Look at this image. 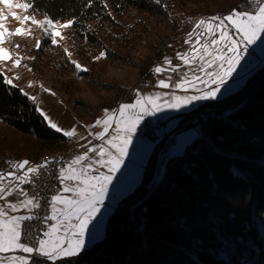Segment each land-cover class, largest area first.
<instances>
[{
    "label": "trees",
    "instance_id": "obj_1",
    "mask_svg": "<svg viewBox=\"0 0 264 264\" xmlns=\"http://www.w3.org/2000/svg\"><path fill=\"white\" fill-rule=\"evenodd\" d=\"M87 2L34 0L37 16L78 21L74 30L66 31L74 58L89 65V71L78 72L87 83L103 84L120 93L124 89L100 77L99 61L94 57L101 51L107 52L110 61L135 63L134 50L147 44L140 37L151 18L189 31L199 18L226 16L245 4V0H193L197 6L187 10L183 0H162L161 4L155 0H93L91 7ZM44 44L32 61L35 71L45 64V53L50 66L58 61L77 71L50 38ZM154 52L162 58L166 48ZM153 68L149 58L140 73L150 77ZM23 93L19 86L0 82L3 167L9 161L7 150L33 164L66 145L67 138L47 125ZM84 106L95 114L103 105ZM190 125L197 126L198 136L182 154L169 157L156 186L148 188L145 178L120 208L115 206L105 238L60 264H264V64L236 92L209 100L181 129Z\"/></svg>",
    "mask_w": 264,
    "mask_h": 264
},
{
    "label": "snow or ice",
    "instance_id": "obj_2",
    "mask_svg": "<svg viewBox=\"0 0 264 264\" xmlns=\"http://www.w3.org/2000/svg\"><path fill=\"white\" fill-rule=\"evenodd\" d=\"M92 3L93 0H88L86 6L91 7ZM155 3L161 4L162 0H155ZM104 7H108L107 2ZM36 13L34 0H0V65L11 61L17 69L24 67L32 71L23 61L35 60L36 57L25 58L19 52L13 54L5 44L14 43L15 37L24 40L33 38L36 39L35 48L39 50L42 41L34 34L35 29L39 28L53 45L63 49L77 71H89L79 61L73 60V53L60 43L67 40L65 32L74 30L78 21L71 18L61 22L46 14L43 19H38ZM9 17L20 26L10 30L6 26ZM29 24L34 27H28ZM193 25L185 39L189 49L176 54L182 64H173L172 58L165 57L163 64L152 70L162 77L157 82L159 88L179 89L186 94L163 91L143 95L137 90L134 103H123L113 110L106 109L104 116L94 125L86 126L102 129L89 133L101 143L92 144L88 137H79L88 140L87 144L80 145L85 150L66 163L57 158L38 164H32L27 159L6 162L11 170H0V264H35L36 260L57 264L58 261L79 257L88 243L90 226L92 228L101 217L109 190L117 180V174L124 168L129 150L146 117L169 110L180 111L194 102L218 99L222 89L241 66L248 49L264 38V0H245L243 6L234 8L226 16L202 17L195 20ZM14 47L19 49L20 44L14 43ZM102 58H107L106 51L94 57L97 61ZM184 66H187V71L183 70ZM6 71H0L3 78L0 82L18 87ZM32 86L30 83L29 87ZM40 87L56 95L42 84ZM189 90L195 94L188 95ZM23 94L28 96L27 92ZM29 99L38 105V97L29 96ZM37 111L51 129L70 139L78 136L76 128L65 130L39 106ZM53 168L57 169L55 178L61 187L47 202L50 214L40 217L34 212L41 208L42 197L39 192L30 195L24 186L37 187L45 172L51 175ZM13 196L17 197L15 202L9 199ZM22 209L29 214H10ZM41 219L45 229L35 243H29L27 238L31 229L26 222Z\"/></svg>",
    "mask_w": 264,
    "mask_h": 264
},
{
    "label": "rangeland",
    "instance_id": "obj_3",
    "mask_svg": "<svg viewBox=\"0 0 264 264\" xmlns=\"http://www.w3.org/2000/svg\"><path fill=\"white\" fill-rule=\"evenodd\" d=\"M183 1L186 4L187 10L195 9L197 6V3L193 2V0ZM37 18L43 19L44 16H37ZM160 20L151 18L150 22L146 26V29H144V34L140 37V39L142 41H147V44H140L138 48L134 50V59L136 64H121L102 58L96 65L101 79L115 84L117 87H120L121 90L124 89L122 93H120L121 91H118L116 88H104L106 86L103 84L95 85L87 83L84 80L83 75H81L78 71L74 72L71 69H66L65 64L62 62H54V66H50L49 62H47L49 60L46 53L42 58L46 62L45 64L42 63L40 65L39 71L34 70L32 65L33 60L28 59H25L23 63H27L29 67L32 68V71H28V69L24 67L17 69L11 61L0 65V70L4 71L6 69V74L10 78H13L14 83L21 87L24 92H27L28 96L38 97V105L34 103L36 109L38 106L42 108L55 122L59 124V126L65 130L76 128L78 133L76 138L79 139V137L91 132V128L86 126L94 125L96 120L104 116L106 109L113 110L117 109L120 104L134 103L137 90H139V92L143 95L163 91L175 92L177 95L186 94L179 89H161L158 87L157 82L158 79L162 77H158L153 73L150 77L145 78L146 74L143 72L140 73V69H142L146 60L149 58L153 61L154 67L163 64L165 57L172 58L173 64H182V62L176 58V54L178 52H185L189 49V45L185 43V39L187 38V33L190 32L193 27L189 31L180 30L179 27H171L170 24H165L163 20ZM60 21L65 22L64 20ZM6 26L10 30H14L20 25L16 20L9 17V20L6 21ZM27 26L34 27L31 24ZM34 34L36 38L42 41L41 47L45 46L44 41L49 37L45 36L39 28L35 29ZM13 41L14 43L20 44L19 49L14 47V43L5 44V47H8L13 54L19 52V54L25 58L35 56V53L38 50L35 48L36 39L28 38L27 40H24L15 37L13 38ZM60 43L72 52L67 41L62 40ZM163 47L166 48V55L162 58L155 57L154 51ZM72 59L76 60L74 56H72ZM80 63L85 67H89L88 64H84L82 62ZM263 64L264 38H262V42H258L256 45H253L248 49V53L241 62V66L237 69L233 79L230 80L225 86V89H223L224 94L221 97L239 90L247 83L252 73ZM183 70L187 71V66H184ZM17 77L18 79H16ZM173 79H176V74L173 75ZM70 80L73 81L69 84V86L62 89L61 87L64 86V83L70 82ZM30 83L34 86L29 87ZM41 84L45 88L51 89V91L56 95L53 96L50 93L43 91L40 87ZM187 94L192 95L195 94V92L189 90ZM126 95L129 96L126 97ZM207 102L208 101L194 102L192 105L183 108L180 111L169 110L158 113L156 116L149 117L153 120H156L158 116L167 117L168 120L170 119V123L168 124V128H170L175 122V116L193 115ZM86 103L94 106L101 103L103 106L100 107L95 114H93L87 112V109L84 106ZM99 129L101 128L99 127ZM164 131L165 129L159 131L160 135H162L161 133ZM174 132L176 134L177 142L171 148V155L182 154L187 146L199 134V130L196 125L186 126L182 129L175 130ZM75 143L78 147L81 145V142L78 140H76ZM157 146V141L155 142L151 140L144 132L138 130L133 146L129 150L128 159L125 161V166L121 172L117 174L118 178L114 181L113 187L109 190V196L105 201V208L102 209L101 217L98 218L97 222H94L92 228L90 226L88 243L85 247L86 251L84 252L93 249L105 238L110 218L115 212L114 206H116L117 209L120 208L121 203L124 202L123 200L134 193L136 189L143 184L145 181L144 178H147L148 175L146 171L149 168L150 153L154 151V148ZM83 149L84 148H81L80 151L83 152ZM5 155L7 159L9 157H16L18 159L16 153H13V151L7 150ZM3 168V171H10L8 164H6ZM9 199L15 202V200H12L11 198ZM44 264H51V262L44 261Z\"/></svg>",
    "mask_w": 264,
    "mask_h": 264
},
{
    "label": "built area",
    "instance_id": "obj_4",
    "mask_svg": "<svg viewBox=\"0 0 264 264\" xmlns=\"http://www.w3.org/2000/svg\"><path fill=\"white\" fill-rule=\"evenodd\" d=\"M178 123L174 126L168 128L167 126V119L165 116H158L156 120H153L151 117H146L144 123L140 127V131L144 132L151 140L158 142V150L155 154V159L153 162V169L152 175H159L156 174V166L157 162H160L165 155L170 152L172 146L177 142V138L175 135V130L182 127L188 120L183 122L181 117H177ZM165 129L162 135H160L159 131ZM99 127L93 128V132H97ZM75 139V138H74ZM98 141V140H95ZM79 150V147L75 143L74 150L68 155V157H60L62 162H67L71 160L75 153ZM15 161H18L15 160ZM11 170V169H10ZM22 174V172L20 173ZM57 175V169L53 168L51 175L47 172L42 176V178L38 181L37 187H32L30 185H25V189L29 191L30 195L39 192L40 197H42L40 203L41 208L35 210L34 214L44 217L49 213V209L47 207V202L50 199L51 195H53L56 191L60 189L59 181L55 178ZM12 200H16L17 197L13 196L10 197ZM22 198V197H20ZM26 226L31 229L29 236L27 238L29 243H35L36 239L42 235V231L45 229V223L43 220H34L30 222H26ZM22 254V253H21ZM20 254V255H21ZM35 264H44V260H36Z\"/></svg>",
    "mask_w": 264,
    "mask_h": 264
},
{
    "label": "bare ground",
    "instance_id": "obj_5",
    "mask_svg": "<svg viewBox=\"0 0 264 264\" xmlns=\"http://www.w3.org/2000/svg\"><path fill=\"white\" fill-rule=\"evenodd\" d=\"M144 84H146V83H144ZM66 143H67V145H66V147L64 149L52 151V152H49V153H46V154L42 155L39 158L38 163H40V162H42L44 160H50L52 158L60 159V157H68V155H70V153L75 148V139L74 138H71V139L67 138V142ZM170 156H171V153L168 152L165 155V157L161 159L160 162H157L156 174L162 173L163 166L165 165V163L167 162V160L169 159ZM8 160L15 161V160H17V158L16 157H9ZM18 161H20V160L18 159ZM9 169H10V167H9ZM152 169H153V166H152ZM0 170H4L3 166H0ZM151 173H152V170H151ZM154 183L152 184V186H150L151 188H153L155 186Z\"/></svg>",
    "mask_w": 264,
    "mask_h": 264
},
{
    "label": "crops",
    "instance_id": "obj_6",
    "mask_svg": "<svg viewBox=\"0 0 264 264\" xmlns=\"http://www.w3.org/2000/svg\"><path fill=\"white\" fill-rule=\"evenodd\" d=\"M224 94V90L222 89V91H221V95L219 96V97H221L222 95ZM170 123V119L168 120V124ZM173 125V124H172ZM101 129H99L98 131H100ZM91 132H93V130H92V128H91ZM83 137H88V139L89 140H91L92 141V144H99V143H101V141H94L95 139L93 138V137H91L88 133H86ZM76 140H78L79 142H81L80 144L81 145H83V144H87L88 143V140H82V139H77L76 137H75V141ZM81 148L82 147H80L79 146V150L75 153V155L76 154H78L79 152H81L80 150H81ZM157 148V147H156ZM156 148H154V151H152L151 153H150V161H149V166H150V164L152 163V161H153V159H154V156H155V152H156ZM85 149H83V151H84ZM150 150V149H149ZM74 155V156H75ZM8 171V170H7ZM7 171H5V172H7ZM146 173H147V171H146ZM146 176V175H145ZM145 179V178H144ZM114 208H115V206H114ZM10 214H12V215H20V214H29V213H27V210H21L20 212H17V213H10ZM84 251H86V250H84ZM83 251V252H84ZM82 252V253H83ZM81 253V254H82ZM16 255H20L21 253H15ZM75 258H71L70 260H74ZM65 261H69V260H62V261H58L57 262V264H60L61 262H65Z\"/></svg>",
    "mask_w": 264,
    "mask_h": 264
},
{
    "label": "water",
    "instance_id": "obj_7",
    "mask_svg": "<svg viewBox=\"0 0 264 264\" xmlns=\"http://www.w3.org/2000/svg\"><path fill=\"white\" fill-rule=\"evenodd\" d=\"M234 103H236L237 102V100H235L234 99V101H233ZM192 116L193 115H188V116H175V122H174V124L172 125V126H174L175 124H177L178 123V121H177V117H181V120L183 121V122H185L186 120H189V119H191L192 118ZM166 119H167V117H166ZM167 126H168V119H167ZM171 126V127H172ZM179 129H181V127L179 128ZM179 129H177V130H179ZM157 150H158V146H157V148H156V152H157ZM156 152H155V154H156ZM154 159H155V156H154ZM154 159H153V161H152V166H153V162H154ZM152 166H151V170H152ZM151 170H150V172H149V174H148V176H147V182H146V186L148 187V188H151L150 186H152V184L154 183V185L156 186V184H157V179L159 178V176L162 174V173H160L159 175H152L151 174ZM153 185V186H154ZM154 186V187H155Z\"/></svg>",
    "mask_w": 264,
    "mask_h": 264
}]
</instances>
